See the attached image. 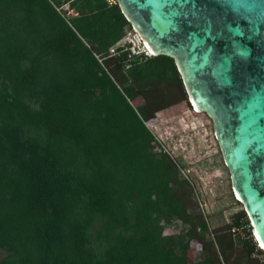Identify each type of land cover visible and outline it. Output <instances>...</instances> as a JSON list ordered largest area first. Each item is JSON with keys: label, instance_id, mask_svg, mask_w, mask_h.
Wrapping results in <instances>:
<instances>
[{"label": "trees", "instance_id": "trees-1", "mask_svg": "<svg viewBox=\"0 0 264 264\" xmlns=\"http://www.w3.org/2000/svg\"><path fill=\"white\" fill-rule=\"evenodd\" d=\"M132 26L117 0H0V264H259L244 207L210 231L156 149L189 93L173 56L106 55Z\"/></svg>", "mask_w": 264, "mask_h": 264}, {"label": "water", "instance_id": "water-1", "mask_svg": "<svg viewBox=\"0 0 264 264\" xmlns=\"http://www.w3.org/2000/svg\"><path fill=\"white\" fill-rule=\"evenodd\" d=\"M154 53L175 57L208 112L264 245V0H117Z\"/></svg>", "mask_w": 264, "mask_h": 264}, {"label": "rangeland", "instance_id": "rangeland-1", "mask_svg": "<svg viewBox=\"0 0 264 264\" xmlns=\"http://www.w3.org/2000/svg\"><path fill=\"white\" fill-rule=\"evenodd\" d=\"M59 7L71 13L67 3L62 1ZM142 102L140 97L132 100L134 106ZM146 124L155 136L156 149L168 152L180 172L193 183L210 231L228 226L236 212L244 209L236 198L214 120L208 112L199 110L188 96L185 101L152 115ZM244 218L248 220L247 216ZM248 226L249 223L245 228ZM167 231L171 232V228ZM198 246L194 241L189 256H195Z\"/></svg>", "mask_w": 264, "mask_h": 264}, {"label": "built area", "instance_id": "built-area-1", "mask_svg": "<svg viewBox=\"0 0 264 264\" xmlns=\"http://www.w3.org/2000/svg\"><path fill=\"white\" fill-rule=\"evenodd\" d=\"M118 52H126V59L124 63L126 68L130 66L132 60L135 58H138V60L141 61L155 54L142 35L133 26L126 32L122 39L108 48L106 55L113 56ZM101 60L102 59H100V61ZM250 229L251 227L249 225L247 231H250ZM232 231L234 233H240V230L237 227H233ZM249 235H252V229ZM251 256L257 258L259 260V264H264V247L259 244L258 241L255 242V248L252 251Z\"/></svg>", "mask_w": 264, "mask_h": 264}, {"label": "bare ground", "instance_id": "bare-ground-1", "mask_svg": "<svg viewBox=\"0 0 264 264\" xmlns=\"http://www.w3.org/2000/svg\"><path fill=\"white\" fill-rule=\"evenodd\" d=\"M233 189H234L236 195L239 197L238 192H237V190L235 189V187H234ZM252 229H253L254 236H255L256 240L258 241V243L261 244V245H263V243H262V241H261V239H260V237H259L258 231H257V229H256V226H255L254 228H252ZM263 247H264V246H263Z\"/></svg>", "mask_w": 264, "mask_h": 264}, {"label": "clouds", "instance_id": "clouds-1", "mask_svg": "<svg viewBox=\"0 0 264 264\" xmlns=\"http://www.w3.org/2000/svg\"><path fill=\"white\" fill-rule=\"evenodd\" d=\"M234 195H235V194H234ZM236 198H237V200L239 199L238 197H236ZM247 217H248V215H247ZM248 220H249V218H248ZM249 225H250V227H251V229H252V225H251V223H250V220H249ZM252 237H253L254 241L257 242V240H256V238H255V236H254V233H253V229H252Z\"/></svg>", "mask_w": 264, "mask_h": 264}, {"label": "snow or ice", "instance_id": "snow-or-ice-1", "mask_svg": "<svg viewBox=\"0 0 264 264\" xmlns=\"http://www.w3.org/2000/svg\"><path fill=\"white\" fill-rule=\"evenodd\" d=\"M262 246H264V245H262Z\"/></svg>", "mask_w": 264, "mask_h": 264}]
</instances>
